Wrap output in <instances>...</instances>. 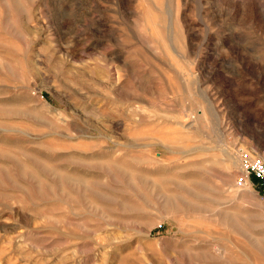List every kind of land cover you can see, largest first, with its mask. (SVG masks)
I'll return each instance as SVG.
<instances>
[{
    "label": "rangeland",
    "instance_id": "rangeland-1",
    "mask_svg": "<svg viewBox=\"0 0 264 264\" xmlns=\"http://www.w3.org/2000/svg\"><path fill=\"white\" fill-rule=\"evenodd\" d=\"M254 155L264 0H0V264H264Z\"/></svg>",
    "mask_w": 264,
    "mask_h": 264
},
{
    "label": "built area",
    "instance_id": "built-area-1",
    "mask_svg": "<svg viewBox=\"0 0 264 264\" xmlns=\"http://www.w3.org/2000/svg\"><path fill=\"white\" fill-rule=\"evenodd\" d=\"M245 161V174L257 180L258 184L256 186L259 190V194L264 197V156L254 155L253 157H249ZM242 178L246 183L247 179H245V175Z\"/></svg>",
    "mask_w": 264,
    "mask_h": 264
},
{
    "label": "bare ground",
    "instance_id": "bare-ground-1",
    "mask_svg": "<svg viewBox=\"0 0 264 264\" xmlns=\"http://www.w3.org/2000/svg\"><path fill=\"white\" fill-rule=\"evenodd\" d=\"M264 156V155H263Z\"/></svg>",
    "mask_w": 264,
    "mask_h": 264
}]
</instances>
